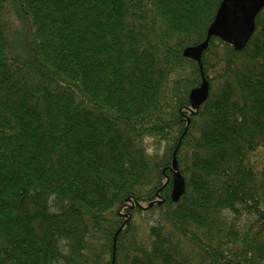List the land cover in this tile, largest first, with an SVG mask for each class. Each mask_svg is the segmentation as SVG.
Returning <instances> with one entry per match:
<instances>
[{
  "label": "trees",
  "instance_id": "trees-1",
  "mask_svg": "<svg viewBox=\"0 0 264 264\" xmlns=\"http://www.w3.org/2000/svg\"><path fill=\"white\" fill-rule=\"evenodd\" d=\"M221 2L0 0V264H264V8L236 50Z\"/></svg>",
  "mask_w": 264,
  "mask_h": 264
},
{
  "label": "water",
  "instance_id": "water-1",
  "mask_svg": "<svg viewBox=\"0 0 264 264\" xmlns=\"http://www.w3.org/2000/svg\"><path fill=\"white\" fill-rule=\"evenodd\" d=\"M264 8V0H222L213 23L208 29L209 37L216 36L230 43L236 50H242L255 32V18ZM208 40L201 44L184 49V55L200 63L203 51L208 46ZM210 85L204 77L202 84L194 88L189 95L195 109L208 99ZM173 191L172 198L179 201L186 189L185 178L181 174L177 159L173 161Z\"/></svg>",
  "mask_w": 264,
  "mask_h": 264
},
{
  "label": "rangeland",
  "instance_id": "rangeland-1",
  "mask_svg": "<svg viewBox=\"0 0 264 264\" xmlns=\"http://www.w3.org/2000/svg\"><path fill=\"white\" fill-rule=\"evenodd\" d=\"M12 5L8 21V35L10 34L12 44H14V52H11V55L16 56L23 61L29 60L32 56V52L29 47V41L32 39L31 21L19 7L14 4ZM147 145L151 148V150L155 149L153 141L147 142ZM261 153L262 154H259L257 157L263 158L264 152Z\"/></svg>",
  "mask_w": 264,
  "mask_h": 264
}]
</instances>
